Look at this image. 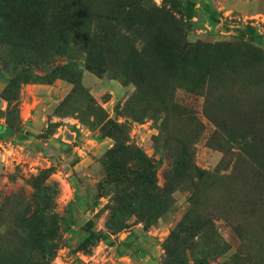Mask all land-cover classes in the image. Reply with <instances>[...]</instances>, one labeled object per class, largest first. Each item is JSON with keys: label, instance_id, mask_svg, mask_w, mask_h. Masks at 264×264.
<instances>
[{"label": "rangeland", "instance_id": "374dc122", "mask_svg": "<svg viewBox=\"0 0 264 264\" xmlns=\"http://www.w3.org/2000/svg\"><path fill=\"white\" fill-rule=\"evenodd\" d=\"M62 1L0 0V264L29 257L38 209L61 218L50 264H264V0H68L87 28L60 37ZM159 28L210 69L155 79L190 114L137 120L153 81L133 56ZM153 172L169 203L143 199Z\"/></svg>", "mask_w": 264, "mask_h": 264}, {"label": "trees", "instance_id": "16d2710c", "mask_svg": "<svg viewBox=\"0 0 264 264\" xmlns=\"http://www.w3.org/2000/svg\"><path fill=\"white\" fill-rule=\"evenodd\" d=\"M172 3L176 5L174 1ZM19 7L18 12L21 13L23 20H17V26L20 28L26 25L27 29H31L28 24L32 21L31 13L28 12L24 4H21ZM84 10V4H74L68 0H63L60 4L58 3L54 11L57 15L52 21L55 34L61 37L72 31L74 32L78 28L86 29V21L83 18ZM3 29L8 31L7 27ZM184 45H180L179 40H175L173 36H170L167 32H163L159 28L158 30L155 29L147 37L146 45L143 49L135 51L133 56L134 64L131 71L138 75L137 77L139 78H137V81L140 83H143V80L147 81L146 79H149V82L151 79L153 81L151 83L153 97L142 101L141 105L134 110L135 119L139 120L145 114L147 115L149 112L155 113L157 111L172 116L190 114V112H187L185 108L175 101V89H173L170 81L167 82L164 80V82L156 85V82L159 81L157 78L160 75L167 78V80L179 78V80L188 81L193 88L198 86L199 80L207 79L210 69V61L207 58V53L196 55L194 52L186 51ZM87 66L92 71L99 72V69L93 66L90 60H87ZM196 76H198V79L195 78ZM70 79L74 81L75 78L71 77ZM155 79H157L156 82ZM163 125L166 126L165 123ZM151 166L150 168H153ZM190 169L191 166L183 165L182 171L178 173L183 174L187 172L190 176ZM194 170H197V168H194ZM198 172L199 170L196 173ZM154 174L155 172L151 174V186L149 185L152 187L153 192L149 193V189L144 188L142 190L143 199L149 202H156L158 200L159 190L164 189L166 201L169 203L172 197V191L169 187L170 180H167L165 187L160 189L155 184L157 180ZM142 184L147 186L144 179H142ZM19 219L21 233L24 234L20 240H22V246L26 248L23 253L29 256L27 259L29 260L31 254L37 251L39 258L31 264H50L53 255L60 246V216L56 212H47L44 209H38L33 212L23 211ZM25 258H23V263L20 264H27V259Z\"/></svg>", "mask_w": 264, "mask_h": 264}]
</instances>
